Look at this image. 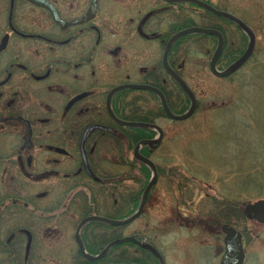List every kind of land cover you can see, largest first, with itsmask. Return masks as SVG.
Here are the masks:
<instances>
[{
	"label": "flooded vegetation",
	"instance_id": "flooded-vegetation-1",
	"mask_svg": "<svg viewBox=\"0 0 264 264\" xmlns=\"http://www.w3.org/2000/svg\"><path fill=\"white\" fill-rule=\"evenodd\" d=\"M155 1L0 0V264H248L252 237L230 206L210 218L152 211L166 174L159 123L171 119L162 95L174 113L186 106L176 77L187 82L195 34L172 40L197 26L186 24L187 1ZM215 17L227 22L209 26L223 36L219 64L232 63L247 48L233 52L229 36L245 34ZM209 38L212 59L219 37ZM227 227L241 236L233 261Z\"/></svg>",
	"mask_w": 264,
	"mask_h": 264
},
{
	"label": "rangeland",
	"instance_id": "rangeland-1",
	"mask_svg": "<svg viewBox=\"0 0 264 264\" xmlns=\"http://www.w3.org/2000/svg\"><path fill=\"white\" fill-rule=\"evenodd\" d=\"M210 1L246 21L256 36L255 49L232 77L221 78L210 67L215 49L213 39L195 34L186 40L185 79L195 92L198 107L188 119L167 118L159 123L167 142L163 147L165 154L157 152L155 160L166 174L154 189L152 211L188 214L196 210L203 218H210L216 213H226L222 208L230 206V219L222 217V222L228 218L252 237L248 264H264V225L249 221L244 214L247 204L264 200V0ZM185 4L188 26L209 27L218 22L226 26L225 20H219L199 5ZM242 29L246 42L237 29L229 36L232 51H239L238 54L250 44L251 35ZM232 63L221 62L219 68L225 70ZM170 97L173 101L177 98L172 92ZM189 106L188 97L181 110ZM158 107L155 100V108ZM172 110L178 112L179 108ZM2 179L0 168V208L8 201ZM167 228L175 230L177 226L171 224Z\"/></svg>",
	"mask_w": 264,
	"mask_h": 264
},
{
	"label": "water",
	"instance_id": "water-1",
	"mask_svg": "<svg viewBox=\"0 0 264 264\" xmlns=\"http://www.w3.org/2000/svg\"><path fill=\"white\" fill-rule=\"evenodd\" d=\"M174 1V0H172ZM185 1H189V2H194L197 5H200L201 7L206 8L207 10L217 14L218 16H222L225 18H229L232 19L233 21L237 22L241 27H243L250 35V44L249 47L246 51V53L244 55H242V57L237 60L236 62L232 63L230 66H228V68H226L225 70H219L218 69V61L219 58L221 56V53L223 51V47H224V40H223V36L221 33H219L218 30L212 29V28H207V27H198V26H194V27H189L183 31H181L176 37H174V39L172 40V42L175 41V39L185 36V35H190V34H207V35H217L219 37V45L217 47V50L211 60V70L213 71V73H215L217 76L220 77H227L229 75H232V73H234L236 70H238L251 56V54H253L254 49H255V44H256V36L254 35V31L245 23L243 22L240 18L236 17L235 15L219 10L217 8H215L213 5L202 1V0H185ZM170 48V46H169ZM169 48L167 51V54L169 53ZM2 48H0L1 50ZM168 56V55H167ZM166 56V57H167ZM168 67L169 64L167 63ZM176 79L178 80L179 84L181 85V87L186 91V93L189 95L192 104L191 107L189 108V110L187 112H185L184 114L178 115L175 114L173 112V110L170 109L166 98L162 95V100H163V106L164 109L166 111V113L168 114V116H170L172 119H179V120H183V119H187L189 117H191L194 112H195V108H197L198 106V101L196 98V96L194 95V93L192 92V90L190 89V87L188 86V84L183 80L180 79L178 77H176ZM152 91H155L157 93H160L158 91V89L153 88V87H147ZM131 126H135L136 124L134 123H128ZM156 182V180H153L152 182H150L151 184L149 185L148 190L145 193V197L148 194L147 192H149L150 188H152L153 184ZM144 197V199H145ZM246 213L249 215L250 218H256V219H260V221H264V200H258V202L253 203V204H247L246 205ZM106 220V219H104ZM108 221V220H106ZM128 221H124L122 223H127ZM228 230H231L233 237H234V245L233 248L229 249L228 254L226 255V260L225 261H233V257L238 254L241 253L243 255V250H242V242H241V236L240 234L237 232V230H234L230 227H227Z\"/></svg>",
	"mask_w": 264,
	"mask_h": 264
},
{
	"label": "bare ground",
	"instance_id": "bare-ground-1",
	"mask_svg": "<svg viewBox=\"0 0 264 264\" xmlns=\"http://www.w3.org/2000/svg\"><path fill=\"white\" fill-rule=\"evenodd\" d=\"M189 3H194V2H189Z\"/></svg>",
	"mask_w": 264,
	"mask_h": 264
}]
</instances>
